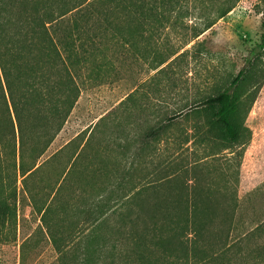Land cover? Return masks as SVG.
Returning a JSON list of instances; mask_svg holds the SVG:
<instances>
[{"label":"rangeland","instance_id":"obj_1","mask_svg":"<svg viewBox=\"0 0 264 264\" xmlns=\"http://www.w3.org/2000/svg\"><path fill=\"white\" fill-rule=\"evenodd\" d=\"M226 3L188 0L168 21L104 13L96 0L62 18L81 93L37 174L15 173L10 157L0 165V264H75L96 202L113 206L102 230L110 246L138 231L151 239L144 226L154 216L200 213L208 254L231 244L227 260L264 264V0H239L215 21ZM241 69L232 141L204 102ZM51 201L46 223L38 207ZM75 232L81 244L63 254Z\"/></svg>","mask_w":264,"mask_h":264},{"label":"trees","instance_id":"obj_2","mask_svg":"<svg viewBox=\"0 0 264 264\" xmlns=\"http://www.w3.org/2000/svg\"><path fill=\"white\" fill-rule=\"evenodd\" d=\"M94 1L0 0V165L6 161L5 157H10L15 173L19 170L22 176H26L25 179L39 172L40 157L63 127L81 93L78 73L75 71L77 65L71 59L70 49H65L64 23L61 20L86 4L93 5ZM102 1L106 4L104 13L115 7L122 15H162L168 21L188 2L161 0L169 8L159 11L158 6H153L158 0ZM226 1L215 21L224 17L239 0ZM214 20L207 29L215 23ZM259 48H264V37ZM243 75L244 70L241 69L228 88L204 102L208 109L216 110V120L212 121V126L223 128L232 141L238 140L240 131L238 118L230 111L236 103L242 102V95L241 92L238 96V93L233 95L231 89ZM190 108L199 107L192 105ZM176 116L172 115L168 119H176ZM77 153L69 158V165L76 161L80 154ZM67 170L66 167L63 174H69L70 169ZM52 204L51 201L48 206L42 204L38 207L46 223L48 214L53 210ZM96 204L101 208L87 210L84 222L91 227L84 235L86 242L75 264H234L225 256L231 250V244H225L217 250L211 249L210 254L200 245L203 224L199 222L197 226L194 222L200 213L167 212L154 216L144 226L146 229L148 227L151 239H144V233L138 231L136 234L130 233L132 240L128 239L130 244L126 247L124 238L114 241L110 246L109 242L104 243L102 230L108 223V212L113 206L103 209L104 204ZM80 239V232L71 234L67 245L61 250L63 254L72 251L70 244L73 241L78 240L80 245ZM96 239L98 245L91 246Z\"/></svg>","mask_w":264,"mask_h":264}]
</instances>
